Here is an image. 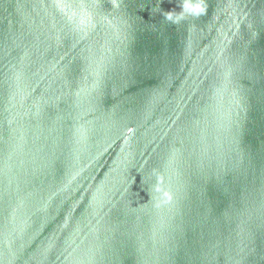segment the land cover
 <instances>
[{
    "label": "water",
    "instance_id": "95a60500",
    "mask_svg": "<svg viewBox=\"0 0 264 264\" xmlns=\"http://www.w3.org/2000/svg\"><path fill=\"white\" fill-rule=\"evenodd\" d=\"M185 2L0 0V264H264V0Z\"/></svg>",
    "mask_w": 264,
    "mask_h": 264
},
{
    "label": "clouds",
    "instance_id": "9594fccd",
    "mask_svg": "<svg viewBox=\"0 0 264 264\" xmlns=\"http://www.w3.org/2000/svg\"><path fill=\"white\" fill-rule=\"evenodd\" d=\"M183 7H184L185 12H188L194 15L201 14L204 11V9L201 7L200 4H196L195 6H193L191 3L188 2V0H186ZM168 19H172V16L169 15Z\"/></svg>",
    "mask_w": 264,
    "mask_h": 264
}]
</instances>
